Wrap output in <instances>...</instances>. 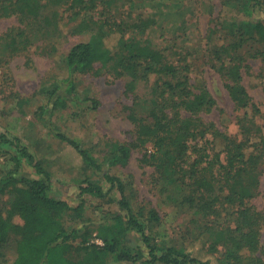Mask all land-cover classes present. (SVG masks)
Returning a JSON list of instances; mask_svg holds the SVG:
<instances>
[{
    "label": "trees",
    "instance_id": "trees-1",
    "mask_svg": "<svg viewBox=\"0 0 264 264\" xmlns=\"http://www.w3.org/2000/svg\"><path fill=\"white\" fill-rule=\"evenodd\" d=\"M125 1L132 8L133 0ZM118 2L122 0H0V19L14 16L31 30H58L57 10H62L77 23L73 34L89 36L74 44L61 61L64 72L48 94L42 114L75 103L74 75L88 74L95 65L111 66L117 78L129 77L126 91L135 97L126 111L134 139L109 146L107 165L125 167L134 151L151 144L153 152L142 155V163L155 168L158 193L194 210L196 222H202L198 233L187 246H159L149 231L160 222L158 212L134 209L125 183L103 173L102 164L88 150L61 133L55 137L67 144L81 165L101 175L102 183L88 179L78 183L76 205L51 197V175L19 139L0 133V157L10 164L0 177V264L1 249L11 240H15L12 264H264L258 230L264 218L249 205L259 192L264 167V125L256 123L261 110L243 85L242 73L249 66L248 58L239 53L248 43L258 46L249 58L262 62L256 79L264 90V23L251 11V7L261 10L264 0H226L222 8L226 19H220V26L207 36L228 97L240 112L238 139L204 121L215 100L202 80L190 77V67L172 64L159 47L143 38L156 20L146 15L121 18ZM48 8L57 10L44 16ZM234 13L246 18L241 26L229 22ZM224 27L233 33V40L216 44L213 39ZM27 40L26 32L17 29L0 38V45L17 52ZM151 76L156 82L144 99L135 90L148 84ZM23 167L34 177L23 176ZM7 195L10 202L4 212L1 205ZM87 198L116 206L92 230L84 215ZM69 217L83 230L68 227ZM16 218L21 224L13 222ZM93 234L100 244L91 241ZM131 234L140 238L143 248H127Z\"/></svg>",
    "mask_w": 264,
    "mask_h": 264
},
{
    "label": "rangeland",
    "instance_id": "rangeland-1",
    "mask_svg": "<svg viewBox=\"0 0 264 264\" xmlns=\"http://www.w3.org/2000/svg\"><path fill=\"white\" fill-rule=\"evenodd\" d=\"M225 1L133 0L131 8L127 1L122 0L116 7L124 19L146 15L156 20V25L146 31L143 38L159 47L172 64L190 67V77L202 80L215 100L213 111L203 116L204 121L212 122L219 131L238 139L236 122L240 112L228 97L224 80L217 71L220 65L213 60L207 40L209 30L218 24L220 26L221 21L226 19L222 12ZM254 4L251 3V6H256ZM54 10L57 9H44L43 14L49 16ZM57 11L62 18L58 30H53V27L31 30L14 16L0 19V38L17 29L24 30L28 38L26 46L17 52L4 50L0 45V133L17 138L27 146L51 175V197L69 201L72 205L77 204L75 196L78 183L87 179L102 183L101 175L81 165L80 158L67 144L59 141L55 134L61 133L77 141L102 164L103 173L117 176L125 183L128 199L134 209L154 208L158 212L160 222L150 226L149 231L159 246H187L197 235L202 222H196L191 208L175 205L167 199L168 195L158 193L154 185L155 168L141 161L142 155L153 152L151 144L134 151L125 167L107 165L109 146L134 139V127L127 118L126 109L132 105L135 96L126 91L130 81L127 75L117 78L111 66L95 65L96 69L88 74L74 75L78 97L75 103L66 102L65 109L54 110L50 115L42 114L49 101L48 94L64 72L61 61L74 44L89 39L88 35L73 34L77 23L67 18L68 13ZM251 11L256 19L264 23V6L261 10L260 7H251ZM232 17L229 22H239L237 26L246 21L242 15L234 13ZM216 34L213 39L216 44L228 45L233 40V33H230L228 27ZM257 47L248 43L239 53L248 58L249 69L242 73L243 85L261 110L256 123L263 126L264 90L256 79L262 62L260 59L249 58L250 51ZM155 82L156 79L151 76L148 84L137 86L136 94L148 99L151 85ZM5 159L0 157V177L6 167L10 166ZM22 173L25 177H34L33 171L27 167H23ZM9 202L10 196L7 195L1 205L4 212ZM249 205L264 218V167L259 192ZM114 211L116 206L112 204L87 198L84 214L89 221L87 227L94 229L106 214ZM13 222L21 224L18 218L13 219ZM67 225L79 231L84 227L71 217ZM258 230L259 255L264 257V221ZM129 238L126 245L129 250L136 246L143 248L139 237L131 234ZM14 241H8L1 249L3 264H12L14 260ZM91 241L100 244L94 234Z\"/></svg>",
    "mask_w": 264,
    "mask_h": 264
}]
</instances>
